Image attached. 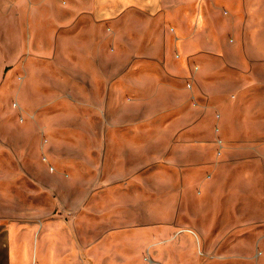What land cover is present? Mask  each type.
<instances>
[{"label": "rangeland", "instance_id": "1", "mask_svg": "<svg viewBox=\"0 0 264 264\" xmlns=\"http://www.w3.org/2000/svg\"><path fill=\"white\" fill-rule=\"evenodd\" d=\"M207 1L218 57L175 52L172 17L139 11L27 69L29 48L20 66L0 47V264L47 246L62 264H264V0Z\"/></svg>", "mask_w": 264, "mask_h": 264}, {"label": "crops", "instance_id": "2", "mask_svg": "<svg viewBox=\"0 0 264 264\" xmlns=\"http://www.w3.org/2000/svg\"><path fill=\"white\" fill-rule=\"evenodd\" d=\"M174 2V0H0V47L14 48L11 53L20 66L24 63L22 57L25 54V49L23 48H29L28 58L24 66L27 69L26 66L30 63L32 53L34 57L36 56V48L45 49L59 46L65 39L72 41L71 37L74 30L79 45L84 40L81 36L85 21L92 20L97 25L95 27H98L101 20H108L131 11H139L149 16L165 15V17H172L177 26H174L175 29L171 32L170 45L175 52H183L184 56H188L189 53H194L197 56H221L219 52H221L222 43L208 35L212 24L217 29L215 16L209 1L187 0L186 4L181 1L179 5ZM64 10L73 15L71 24H69L70 20L61 21L56 17L60 11ZM185 13L189 27L188 34L184 32L181 24L183 22L182 18H176ZM74 22L75 25L70 27ZM94 29L96 31V28ZM110 30L116 33L115 29L110 28ZM63 31H65V34H63ZM253 45L264 48V38L256 39ZM38 53L40 52L38 51ZM49 53L44 52L41 55L46 58ZM253 55L254 60H257L253 62L254 69L257 68V65L258 67L261 64L264 65V49L258 50L257 55ZM168 56L169 54L166 51L161 56L155 52L146 54L147 59H154L162 64H169ZM157 58H160L161 61ZM202 66L203 74L204 71L211 68V64L205 65L204 61ZM258 76L256 87L253 88V95L264 93V76L260 74ZM107 254L115 255L116 253L108 252ZM44 255L45 264H62V257L54 259V261L52 258L55 255H62L61 249H54L53 252V249L49 248L48 251L47 246ZM11 259L13 263V258L11 257ZM117 260L120 261V258L110 257L106 259L111 264H116ZM121 260H124L122 262L129 261L128 258L124 259L123 257H121ZM124 264H131V260L129 263Z\"/></svg>", "mask_w": 264, "mask_h": 264}, {"label": "bare ground", "instance_id": "3", "mask_svg": "<svg viewBox=\"0 0 264 264\" xmlns=\"http://www.w3.org/2000/svg\"><path fill=\"white\" fill-rule=\"evenodd\" d=\"M178 2V1H177Z\"/></svg>", "mask_w": 264, "mask_h": 264}]
</instances>
